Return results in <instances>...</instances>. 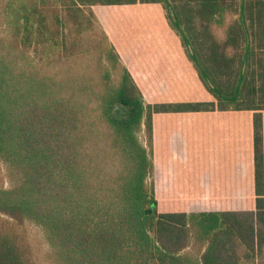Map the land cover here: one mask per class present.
Masks as SVG:
<instances>
[{
	"label": "trees",
	"instance_id": "16d2710c",
	"mask_svg": "<svg viewBox=\"0 0 264 264\" xmlns=\"http://www.w3.org/2000/svg\"><path fill=\"white\" fill-rule=\"evenodd\" d=\"M153 4L197 82L150 94L115 28ZM202 112L248 127V193H194L199 146L155 140ZM29 225L53 264H264V0H0V264H37Z\"/></svg>",
	"mask_w": 264,
	"mask_h": 264
},
{
	"label": "crops",
	"instance_id": "0c3cea01",
	"mask_svg": "<svg viewBox=\"0 0 264 264\" xmlns=\"http://www.w3.org/2000/svg\"><path fill=\"white\" fill-rule=\"evenodd\" d=\"M139 7L141 9L136 10L135 15L126 17L123 25L115 28V38H118L122 28V38L117 48L124 50L122 56L133 75L140 83L147 85L145 90L150 94L154 87L149 84L152 82H197L177 39L166 25L160 5H150L149 8L152 9L149 10L142 5ZM133 43L137 44L136 47ZM147 45L149 49L146 48ZM180 88L183 90L182 86ZM158 116L171 120L168 124L172 122V132H167L166 124L160 125L163 134H157L155 130L154 137L156 140V136L160 135L162 140H172V153L169 154L172 157V167L175 164V168L180 170L186 160L187 152L183 147L188 144L199 146L204 170L198 184L194 185V193L204 195L203 197L210 195L223 198L222 195H241L250 191L247 188L251 176L248 154L250 132L245 122L224 112L172 113ZM244 117L247 118L246 115ZM238 144L239 150L236 148ZM241 150L247 154H241ZM194 165L193 167H197L196 163ZM190 166L187 164L183 171V187L188 183L189 177L194 176L187 172Z\"/></svg>",
	"mask_w": 264,
	"mask_h": 264
},
{
	"label": "rangeland",
	"instance_id": "374dc122",
	"mask_svg": "<svg viewBox=\"0 0 264 264\" xmlns=\"http://www.w3.org/2000/svg\"><path fill=\"white\" fill-rule=\"evenodd\" d=\"M228 19H224V22H227ZM93 54L92 56H94ZM92 56L89 57V60L81 59L80 62H78L79 67L82 66V70H79V75H88L93 76L96 79L99 78L98 69L99 66V59H95ZM86 58V57H84ZM88 58V57H87ZM99 68V67H98ZM101 136V135H100ZM101 140V138H100ZM26 231L28 234V241L31 248V253L37 262V264H53L50 262L49 254L50 252L47 250L46 245H44V240L40 235L39 230L37 227L34 226H27Z\"/></svg>",
	"mask_w": 264,
	"mask_h": 264
},
{
	"label": "water",
	"instance_id": "95a60500",
	"mask_svg": "<svg viewBox=\"0 0 264 264\" xmlns=\"http://www.w3.org/2000/svg\"><path fill=\"white\" fill-rule=\"evenodd\" d=\"M149 212H150V210H147V211H146V213H149Z\"/></svg>",
	"mask_w": 264,
	"mask_h": 264
}]
</instances>
